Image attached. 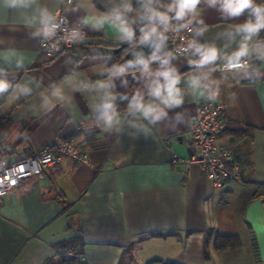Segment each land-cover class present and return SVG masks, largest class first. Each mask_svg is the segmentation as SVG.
<instances>
[{"label": "crops", "instance_id": "0c3cea01", "mask_svg": "<svg viewBox=\"0 0 264 264\" xmlns=\"http://www.w3.org/2000/svg\"><path fill=\"white\" fill-rule=\"evenodd\" d=\"M172 2L152 0L149 6L164 11ZM254 2L264 6V0ZM145 3L35 0L28 7H11L0 0V79L11 85L0 94V156L15 158L68 138L90 159L86 166L61 157L0 199V264H50L65 247L78 251L82 264H264V61L258 58L264 30L249 42V55L242 58L247 68L209 72L207 65L190 67L164 45L156 52L169 61L162 65L150 60L155 40L143 54L129 58L148 61V71L138 66L113 75L118 69L111 68L110 55L92 52L100 44L136 46L145 28L140 18ZM127 4L133 11H125ZM45 10L51 16L60 11L85 30L86 38L73 52L50 58L40 49ZM117 13L134 30L132 40L121 39L111 26ZM249 18L248 10L239 17L222 16L219 4L201 0L195 12L174 21H191L195 33L206 26L196 34L199 43L215 46L218 59L227 60L242 40L236 26ZM99 19L104 24L97 29L93 24ZM165 70L180 78L183 103L178 106L167 107L151 95L155 81L164 83L157 73ZM208 87L225 105L228 121L253 128L241 182L223 191L213 187L202 166L184 163L189 118ZM137 93L166 115L151 123L130 109ZM120 100L127 105L113 111L109 127L104 106L113 108ZM218 142L236 147L238 155L246 147L227 132ZM217 235L238 236L241 245L217 250Z\"/></svg>", "mask_w": 264, "mask_h": 264}, {"label": "built area", "instance_id": "2783aa9c", "mask_svg": "<svg viewBox=\"0 0 264 264\" xmlns=\"http://www.w3.org/2000/svg\"><path fill=\"white\" fill-rule=\"evenodd\" d=\"M68 3L69 0H64ZM149 6L148 4H143ZM143 13V7L141 6ZM58 13V15H57ZM52 21L59 25L55 35L45 38L41 32L40 49L50 58H54L64 52H73L75 45L84 41L86 32L81 27L72 24L58 11ZM178 24L172 21V28ZM147 21L145 20V26ZM150 27V25H149ZM187 28L179 32L170 30L165 33L168 39L164 47L171 54L182 55L188 64L190 60L196 59L193 50L184 51L187 41L194 39L197 42L194 26L188 24ZM76 29L83 36L82 40H67L66 38ZM184 38V39H182ZM245 67L249 66L247 60ZM228 61L217 59L214 63L207 65L209 72H229L235 69L226 67ZM190 67H196L189 64ZM197 68V67H196ZM241 69V68H239ZM213 92L208 87L205 97L197 102L194 111L189 118L187 128L186 145L188 156L184 159L187 166L198 164L203 167L207 177L212 181L213 187L223 191L232 182H241V168L236 160L233 147L230 144L218 142V138L224 133L227 126L225 105L212 96ZM7 150H9L7 148ZM61 157L68 158L76 165H90V159L86 152L76 147L68 138H59L54 144L42 146L33 152H21L15 158L0 156V199L9 192L17 189L28 179L39 177L43 171L55 165ZM68 257L80 258L81 254L73 248L64 250Z\"/></svg>", "mask_w": 264, "mask_h": 264}, {"label": "clouds", "instance_id": "9594fccd", "mask_svg": "<svg viewBox=\"0 0 264 264\" xmlns=\"http://www.w3.org/2000/svg\"><path fill=\"white\" fill-rule=\"evenodd\" d=\"M8 3L11 7H28L30 4L35 3V0H8ZM69 3H71V0H69ZM200 3L201 0H173L172 4H169L164 11H160L155 7L142 5L143 13L140 18L142 20H146L147 25L145 28L141 29L142 36L139 43H146L150 41L153 36H156L159 40V42L155 45L156 51L153 52L150 60H160L162 65L168 64L169 61L167 58L162 59L156 54V52L160 50L161 46L168 39L165 33L168 32L170 28L176 32L187 28L188 31L191 32L192 29L188 28V24L191 23V21L178 24L175 28H172V21H183L189 13L195 12ZM208 3L213 6L219 4L222 16L225 17H239L246 10H248L250 18L245 23L238 25L235 28V32L242 36V40L239 43L237 50L230 56H226L228 61L226 67L228 69H239L245 67L247 62H242V58L249 55V42L253 39V37H257L259 33L264 30V6L256 5L254 0H208ZM151 4L152 0H148V5ZM125 11H133L130 4L125 5ZM170 13H174V15H169ZM42 16V27L39 31L42 32L44 37L47 39L55 35L59 25L52 22L55 17L48 14L46 10L42 13ZM90 19L91 18H86L85 23H89ZM199 23L202 24L203 21H200ZM103 24L104 20L99 19L93 24V26L99 29L103 26ZM111 26L115 27L120 33L121 39L132 40L135 36L134 30L128 25L126 19H124L121 13H117L115 15L111 21ZM205 30H207L206 26L204 28L197 29L196 34L202 35ZM66 39L70 41L82 40L83 36L78 30L74 29ZM189 49H192L193 54L198 56V59L190 60L189 64L195 65L197 68H202L205 65L214 63L220 56V52L215 46L201 45L194 39L187 41V47L184 51H188ZM258 58L264 61V52H261ZM19 63L21 62H18V64ZM136 64L142 65V71L146 72L149 69V62L144 59H138L135 61L129 60L125 65H121L118 70L113 73V75H123L128 68L134 67ZM157 75L164 78V83H161L159 80L155 81L154 86L151 88V95L155 98L161 99L162 103L167 107L182 104L183 98L180 94V89L177 88V84L180 80L179 76H173L171 70L158 72ZM191 83L195 88L200 87L197 78H193ZM10 86L9 82L0 79V94L6 92ZM101 86L103 87L104 85L102 84ZM23 91L27 92L29 90L25 88ZM212 96L214 97L215 93H213ZM104 107L106 109L104 116L105 124L111 127L116 114L114 112H107L108 109L112 108L111 104H106ZM129 108L141 112L151 123L160 120L162 116L166 115L163 110H158L153 105L144 103L143 97L140 96L139 93L133 96V99L129 104Z\"/></svg>", "mask_w": 264, "mask_h": 264}, {"label": "trees", "instance_id": "16d2710c", "mask_svg": "<svg viewBox=\"0 0 264 264\" xmlns=\"http://www.w3.org/2000/svg\"><path fill=\"white\" fill-rule=\"evenodd\" d=\"M147 30V29H146ZM142 35H140L135 43H139V40L141 38ZM197 38V36H196ZM197 43H199L198 38H197ZM122 44H116V45H98L96 47L99 46H105V47H120ZM79 48H82V46L80 45ZM78 48V49H79ZM130 48L129 47H125L124 49H122L121 51H119L118 53L114 54V55H110V66L112 69H118L120 67V64H123L125 61V55L129 52ZM74 51V50H73ZM138 66H142V65H135L134 67H138ZM127 105V102L120 100L113 108L112 110H109L108 112L110 113L113 111H119V110H123ZM224 132H227L230 136H232L235 139H238L240 142H243L245 144V149L244 152H242L241 155L236 154V152L234 151L235 157L237 162L240 165V168L242 169V167L249 165V155H250V144L252 141V133H253V128L251 126H248L246 124L243 123H239V122H227V126ZM24 138L21 137L19 138V141H23ZM236 148V147H234ZM233 148V149H234ZM215 248L217 250L223 251V250H227V249H236L239 248L241 245L240 239L238 236L232 235V236H222V235H217L215 237V242H214ZM68 249V248H61L60 249V257L59 260L56 262H52L50 264H82V261L80 258H73V257H68L65 255L64 250ZM205 258H208V254L205 251L204 252ZM164 264H173L170 262H165Z\"/></svg>", "mask_w": 264, "mask_h": 264}, {"label": "water", "instance_id": "95a60500", "mask_svg": "<svg viewBox=\"0 0 264 264\" xmlns=\"http://www.w3.org/2000/svg\"><path fill=\"white\" fill-rule=\"evenodd\" d=\"M155 40H158L156 36H153V38L146 42V43H138L136 46L131 48L129 52L125 55V60H129V58L137 53H144V49L147 48V46L151 43H154ZM159 41V40H158ZM127 46V44H122L120 47H105V46H99L97 47L92 53H99V54H106V55H114L124 49Z\"/></svg>", "mask_w": 264, "mask_h": 264}]
</instances>
